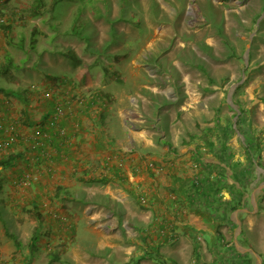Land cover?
I'll return each mask as SVG.
<instances>
[{"label":"crops","instance_id":"crops-1","mask_svg":"<svg viewBox=\"0 0 264 264\" xmlns=\"http://www.w3.org/2000/svg\"><path fill=\"white\" fill-rule=\"evenodd\" d=\"M12 1L0 0L6 16ZM10 18L0 29V87L19 95L0 91V264L31 262L33 254L45 264H158L156 251L166 264H264V159L260 131L248 127L243 112L228 129H190L194 96L156 63L153 82L149 67L131 87L143 104L137 115L119 106L125 90H110L107 103L88 101L86 112L63 106L51 126L53 100H64L68 83L61 77L59 88L49 85L57 74L39 67L35 42H19L20 21ZM177 65L185 81L189 67ZM165 73L172 77L169 98ZM26 178L31 183L19 185ZM119 222L128 234L116 224L106 232ZM11 228L18 238L32 232L22 253Z\"/></svg>","mask_w":264,"mask_h":264},{"label":"rangeland","instance_id":"rangeland-1","mask_svg":"<svg viewBox=\"0 0 264 264\" xmlns=\"http://www.w3.org/2000/svg\"><path fill=\"white\" fill-rule=\"evenodd\" d=\"M53 1L55 8L52 9L49 7ZM26 2L32 3L31 0L8 3L13 21H20L18 41L35 42L33 51L39 55V67L46 73L57 74L50 78V86L58 87L56 82L61 77L65 79L60 80L61 83H68L64 104L67 107L63 110L75 107L79 98L84 99L79 108L86 112L88 101L100 106L108 102L110 90L112 94L125 90L126 96H121L126 100L113 103H119L120 108L129 105L124 115H135L143 104L141 97L133 93V85L144 77L149 67L147 80L153 82L151 79L156 77L153 68L158 63L180 83V88L187 86L188 94L194 96L193 103L188 105L187 127L228 129L232 127V118L242 109L249 119L248 127L260 131L258 154L260 161L264 159L261 131L264 129V0H44V7L37 16L31 14V6ZM0 13L5 18L1 26L3 32L10 16L1 9ZM77 26L79 33H73L72 27ZM179 39L183 46L178 47ZM155 48L167 50V54L172 51L176 56L152 53L143 56ZM68 50L77 55L78 63L62 55ZM245 51L248 52L246 57ZM177 63L189 67L185 81L180 79ZM162 76L163 88L169 87L163 92L169 98L172 77L167 73ZM33 83L32 88L37 89L38 83ZM234 83L239 87L234 86L230 103L227 95ZM53 101L64 102L62 98ZM163 101H168L166 96ZM143 113L142 117L146 115ZM207 114L210 118L205 120L203 117ZM161 126L164 130L168 128L165 115ZM260 177L264 179V174ZM56 217L66 222L63 214ZM115 224L128 234L129 228L121 227L125 223L120 222L105 225L106 232ZM11 232L18 238L14 229L11 228ZM31 235L28 231L17 239L20 253L31 242ZM248 235L252 244L253 233L250 231ZM33 255L35 260L22 264H45V259ZM184 264H196V261L188 260Z\"/></svg>","mask_w":264,"mask_h":264},{"label":"trees","instance_id":"trees-1","mask_svg":"<svg viewBox=\"0 0 264 264\" xmlns=\"http://www.w3.org/2000/svg\"><path fill=\"white\" fill-rule=\"evenodd\" d=\"M44 7V0H32V3H31V14L34 15V16H37L38 14H40V9H42ZM49 8H55V4H54V1L51 3V6ZM81 24V23H80ZM82 25V24H81ZM72 31L73 33H79L80 30H78V26L77 28H73L72 27ZM85 37H88V34H84ZM89 39V37H88ZM87 39V40H88ZM32 43L33 40H32ZM22 47V45H20ZM23 48V47H22ZM62 55L70 60H72L73 62H76L78 63L80 61V59L77 57V55L73 52V50H68V51H64L62 52ZM16 66V65H14ZM17 67V66H16ZM239 87L236 86L235 89H237ZM234 89V91H235ZM0 91L3 92L4 94H11V95H19L17 90L15 88H3V87H0ZM243 112L242 109L239 110V114H241ZM240 116L238 115L235 123L239 126L240 124V120H239ZM0 164L2 165V162H0ZM154 260H156L158 262V264H166V261L163 260V256L159 254V252H154V256L152 255L151 256ZM52 260L55 259L54 256H52L51 258Z\"/></svg>","mask_w":264,"mask_h":264},{"label":"built area","instance_id":"built-area-1","mask_svg":"<svg viewBox=\"0 0 264 264\" xmlns=\"http://www.w3.org/2000/svg\"><path fill=\"white\" fill-rule=\"evenodd\" d=\"M5 23V18L1 15L0 13V29H1V26ZM65 97H64V102H54L53 103V109L54 110V115L51 116L48 120V124L49 125H54L55 121H56V118H58V114L62 112V109H63V106L64 104H66L65 102ZM76 102H77V109L80 111V112H84L82 108H79V105H83L84 104V99H76ZM62 132V130H61ZM16 139V136L13 135L11 137H9L8 141L11 142L12 140H15ZM7 142L5 141L4 142V145L6 144ZM31 183V180L30 178H26V179H22L19 181V185H29Z\"/></svg>","mask_w":264,"mask_h":264},{"label":"water","instance_id":"water-1","mask_svg":"<svg viewBox=\"0 0 264 264\" xmlns=\"http://www.w3.org/2000/svg\"><path fill=\"white\" fill-rule=\"evenodd\" d=\"M248 52L245 51V57L247 56ZM237 83H234L233 86H231L229 92H228V95H227V99H228V102L231 103V94H232V91H233V88L234 86H236Z\"/></svg>","mask_w":264,"mask_h":264}]
</instances>
